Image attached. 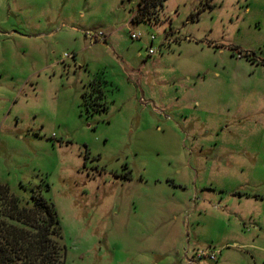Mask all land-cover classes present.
Masks as SVG:
<instances>
[{"label": "rangeland", "instance_id": "rangeland-1", "mask_svg": "<svg viewBox=\"0 0 264 264\" xmlns=\"http://www.w3.org/2000/svg\"><path fill=\"white\" fill-rule=\"evenodd\" d=\"M139 3L0 0V182L64 264H264V0Z\"/></svg>", "mask_w": 264, "mask_h": 264}, {"label": "trees", "instance_id": "trees-1", "mask_svg": "<svg viewBox=\"0 0 264 264\" xmlns=\"http://www.w3.org/2000/svg\"><path fill=\"white\" fill-rule=\"evenodd\" d=\"M167 1L140 0L134 22L157 19ZM104 110L92 108L95 113ZM62 241L58 212L42 193L23 200L0 182V264H64Z\"/></svg>", "mask_w": 264, "mask_h": 264}, {"label": "built area", "instance_id": "built-area-1", "mask_svg": "<svg viewBox=\"0 0 264 264\" xmlns=\"http://www.w3.org/2000/svg\"><path fill=\"white\" fill-rule=\"evenodd\" d=\"M133 40H139L141 39L140 35L132 34ZM96 41L97 37H95ZM103 39L106 41L105 35H103ZM156 40L155 36H152L150 38L151 48L149 49V56L155 55L156 51L152 48L154 41ZM66 58H74L71 55H66ZM221 256L220 250H215L210 248H204V249H194V250H187L185 257L187 259L188 264H206L207 263H216L218 262L219 258Z\"/></svg>", "mask_w": 264, "mask_h": 264}, {"label": "crops", "instance_id": "crops-1", "mask_svg": "<svg viewBox=\"0 0 264 264\" xmlns=\"http://www.w3.org/2000/svg\"><path fill=\"white\" fill-rule=\"evenodd\" d=\"M165 43H167V39L165 40ZM168 44V43H167ZM150 57V56H149ZM247 197H250L249 195Z\"/></svg>", "mask_w": 264, "mask_h": 264}]
</instances>
